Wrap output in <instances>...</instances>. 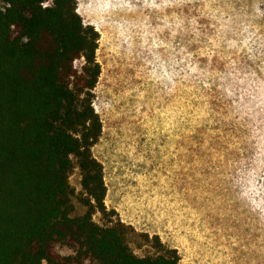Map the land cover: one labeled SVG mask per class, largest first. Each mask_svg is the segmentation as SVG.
Returning a JSON list of instances; mask_svg holds the SVG:
<instances>
[{"label": "rangeland", "instance_id": "obj_1", "mask_svg": "<svg viewBox=\"0 0 264 264\" xmlns=\"http://www.w3.org/2000/svg\"><path fill=\"white\" fill-rule=\"evenodd\" d=\"M77 10L100 33L92 150L132 250L264 264V0H77ZM81 178L76 166V196Z\"/></svg>", "mask_w": 264, "mask_h": 264}, {"label": "trees", "instance_id": "obj_2", "mask_svg": "<svg viewBox=\"0 0 264 264\" xmlns=\"http://www.w3.org/2000/svg\"><path fill=\"white\" fill-rule=\"evenodd\" d=\"M99 37L77 0H0V264H181L171 248L138 256L131 225L105 203L92 150L102 133ZM76 166L80 196L69 179Z\"/></svg>", "mask_w": 264, "mask_h": 264}]
</instances>
